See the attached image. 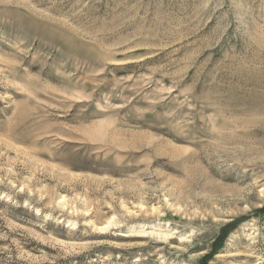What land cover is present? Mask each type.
Segmentation results:
<instances>
[{"label":"rangeland","instance_id":"rangeland-1","mask_svg":"<svg viewBox=\"0 0 264 264\" xmlns=\"http://www.w3.org/2000/svg\"><path fill=\"white\" fill-rule=\"evenodd\" d=\"M0 264H264V0H0Z\"/></svg>","mask_w":264,"mask_h":264},{"label":"bare ground","instance_id":"bare-ground-1","mask_svg":"<svg viewBox=\"0 0 264 264\" xmlns=\"http://www.w3.org/2000/svg\"><path fill=\"white\" fill-rule=\"evenodd\" d=\"M100 230H106V227L101 228Z\"/></svg>","mask_w":264,"mask_h":264}]
</instances>
